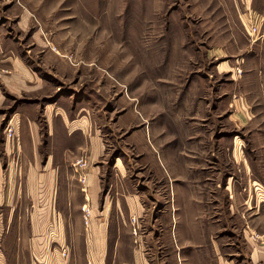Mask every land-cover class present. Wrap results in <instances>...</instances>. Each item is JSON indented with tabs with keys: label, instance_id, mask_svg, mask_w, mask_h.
Returning a JSON list of instances; mask_svg holds the SVG:
<instances>
[{
	"label": "rangeland",
	"instance_id": "374dc122",
	"mask_svg": "<svg viewBox=\"0 0 264 264\" xmlns=\"http://www.w3.org/2000/svg\"><path fill=\"white\" fill-rule=\"evenodd\" d=\"M263 34L264 0H0V45L6 58L2 75L12 76L14 63L29 68L31 74L42 72L40 78L51 86L37 99L38 110L57 104L70 116L92 124L105 148L97 162L103 179L116 174L111 169L114 159L123 164L141 161L131 151L128 138L144 129L149 144L158 147L159 160L163 140L170 155L174 150L177 157L202 158L214 174L220 170L218 162L228 157L226 145L239 141L245 147L258 142L264 146V134H260L264 131ZM46 53L59 55L71 72L60 77L53 68L47 73ZM234 74L242 79L238 87L249 95L246 109L255 115L244 129L231 122L233 106L223 94L231 96L236 89ZM21 103L4 95L0 110L9 115ZM128 112L136 117L133 124H125ZM1 142L0 154L4 152ZM44 149L43 144L42 154ZM252 156L264 160V151ZM79 160L86 164L79 171L84 174L86 159ZM28 171L15 175L34 181H19L20 192L28 194L29 186V190L36 188L42 195L36 206L48 211L53 202L52 214L36 215L42 225L37 230L30 229L28 219L21 217L23 226L8 231L4 241H40L39 253L44 255L46 248L52 264L56 251L62 264H95L88 241H80L86 237L83 219L87 212L59 213L58 192L54 186L48 196L41 166H29ZM127 175L137 180L135 192L151 213L137 227L132 216L112 212L114 227L110 240L103 241L100 264H217L215 258L220 256L216 252L224 255L225 264H264L253 260L247 250V241H254L255 236L264 241V188L260 184L253 183L247 192L238 187L240 196L252 193L250 204L235 194L230 204L222 173L211 180L208 206L216 244L213 253L207 254L201 246L180 249L168 241L160 221L168 195L151 172L132 166ZM65 195L71 201L74 194ZM22 199L25 206L30 204L29 198ZM255 205L260 212L250 216ZM62 221L64 229L60 228ZM79 222L80 229L71 228Z\"/></svg>",
	"mask_w": 264,
	"mask_h": 264
},
{
	"label": "crops",
	"instance_id": "0c3cea01",
	"mask_svg": "<svg viewBox=\"0 0 264 264\" xmlns=\"http://www.w3.org/2000/svg\"><path fill=\"white\" fill-rule=\"evenodd\" d=\"M243 25L246 26L244 23ZM260 26L262 24L258 26L256 38L259 36ZM257 54L260 55L258 52ZM46 59L47 73L52 72L50 69L53 68L60 77L71 72L69 65L59 55L46 53ZM5 60L0 45V105L3 103L4 95L11 97L14 102L22 100L23 103L9 115L0 110V141L2 140L1 146L4 151L0 154V264H37V261L52 264V257L46 248L44 255L39 253L40 241H4L8 231L23 226L21 217L26 218V221L28 219L30 229L37 230L42 228V225L36 215L45 212L52 214L53 202L48 206V211L36 206L42 199L36 188L29 190V186L28 194L20 192L19 181H28L30 184L34 181L30 177L19 179L15 175L20 174V170L29 174V166H41L43 169L44 174H41V179L44 177V180L41 181L46 182L45 190L50 192L48 196L52 194L55 186L58 192L56 205H59V213L65 215L68 212L80 214L87 212L83 219L86 237L80 241H88L89 254L91 253L95 264H100L102 261L103 241L110 240V230L114 227L110 222L112 212L132 216L136 219L137 227L145 223L147 214L151 213L150 209L146 212L143 197L135 192L138 186L135 177L128 179L127 172L132 166L148 170L152 178L154 175L163 184V190L168 195V204L162 209L164 213L160 221L164 223L168 232V241H174L179 248L181 247L180 249H186L190 245L201 246L207 254L213 253L216 244L211 230L213 213L208 206L211 180L215 179L219 172L222 173L223 187L230 191L226 198L227 203L230 204L229 200L234 194L236 198L246 197L248 204L254 197L252 193L238 195V187L244 192H247L253 183L260 184L264 188V160L252 156L259 150L264 151V146L259 142L254 146H248L249 148L242 145V142L239 144V141L232 142L230 146L226 145L224 150L228 157L218 162L220 170L214 174L210 170L211 165L202 158H197L195 155L189 159H185L182 155L177 157L174 150L170 155L164 147L166 143L163 140H160L159 160L158 147L155 144V149L154 145L149 144L145 129L128 138V142L133 146L131 151L136 152L141 161L123 164L114 159L111 169L115 170L116 174L103 179L97 162L105 148L100 136L92 129V124L83 122V119L78 120L75 115L70 116V113L60 110L57 104L49 105L43 111L38 110L39 104L36 101L50 90L51 84L40 78L43 75L41 71L31 74L29 68H23L19 63H14L16 68L12 67L16 70L14 71L16 74L12 72V76H3L2 64ZM253 62L258 63L259 60ZM227 67L231 72V67L229 65ZM233 77L236 78V83L232 86L236 84V89L232 91L231 96L228 95L229 92L223 94H227V100H231L230 105L233 106L229 115L231 122L235 124V128L244 129L255 115L246 109L249 108L246 98L249 95L246 90L238 87L237 83L242 79L240 77L238 79L235 74ZM232 79L231 82H235L234 78ZM258 85H261L260 82ZM238 105L241 106L240 109ZM124 117L125 124L127 122L133 124L136 118L132 112L126 113ZM9 131L12 132L10 135ZM139 134L144 136L143 140L138 138ZM260 134H264V131ZM41 135L44 139L40 138ZM43 144L45 154H42ZM83 158L88 165L84 173V184L80 183L77 177L80 168L76 164ZM4 166L5 168L2 169ZM65 193L75 196L73 195L70 201L66 199ZM22 197L29 198L30 204L25 206V199ZM98 205L101 207L99 211H97ZM259 205L261 204L257 205L258 208ZM257 206L255 205L254 212L250 216L253 214L256 216L257 212H260ZM73 207H76V210L73 211ZM97 214H101V217ZM60 225L61 229L65 228L63 221ZM150 225L152 226L153 222ZM80 227L82 223L79 222L77 226L71 228L80 229ZM253 240L247 241L250 245V249H247L250 257L258 263L264 262V244H261L264 241H257V236ZM55 253L53 264H62L64 260L59 257L58 251ZM216 254L220 256L215 258L216 263L225 264L224 255L214 253ZM226 264H229L228 261Z\"/></svg>",
	"mask_w": 264,
	"mask_h": 264
},
{
	"label": "built area",
	"instance_id": "2783aa9c",
	"mask_svg": "<svg viewBox=\"0 0 264 264\" xmlns=\"http://www.w3.org/2000/svg\"><path fill=\"white\" fill-rule=\"evenodd\" d=\"M253 30L255 32L256 29H253ZM257 30H258V26H257ZM76 164L80 168L81 171H83L84 167L86 166V164L82 160L77 161ZM78 178H79L80 183H82V184L85 183V175L83 173L80 172ZM132 223L135 224V220L134 219H132Z\"/></svg>",
	"mask_w": 264,
	"mask_h": 264
}]
</instances>
